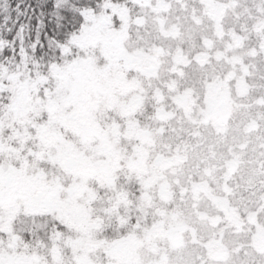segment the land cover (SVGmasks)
<instances>
[{"label":"snow or ice","instance_id":"obj_1","mask_svg":"<svg viewBox=\"0 0 264 264\" xmlns=\"http://www.w3.org/2000/svg\"><path fill=\"white\" fill-rule=\"evenodd\" d=\"M0 264H264V0H0Z\"/></svg>","mask_w":264,"mask_h":264}]
</instances>
